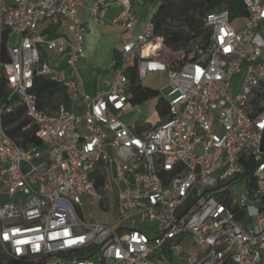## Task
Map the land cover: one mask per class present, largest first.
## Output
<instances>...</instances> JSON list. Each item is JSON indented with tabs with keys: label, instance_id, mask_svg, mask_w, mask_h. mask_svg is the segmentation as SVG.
Instances as JSON below:
<instances>
[{
	"label": "built area",
	"instance_id": "obj_1",
	"mask_svg": "<svg viewBox=\"0 0 264 264\" xmlns=\"http://www.w3.org/2000/svg\"><path fill=\"white\" fill-rule=\"evenodd\" d=\"M243 3L242 29L215 10L205 40L175 51L140 23L143 0H93L90 20L125 36L87 93L85 0H0V264H264V0ZM131 68L166 76L155 124L123 120L138 107ZM35 74L61 82L72 106L39 108ZM19 107L39 143L7 131Z\"/></svg>",
	"mask_w": 264,
	"mask_h": 264
},
{
	"label": "trees",
	"instance_id": "obj_2",
	"mask_svg": "<svg viewBox=\"0 0 264 264\" xmlns=\"http://www.w3.org/2000/svg\"><path fill=\"white\" fill-rule=\"evenodd\" d=\"M227 9L232 18L244 17L247 11L243 0H159V5L151 15L156 37L162 39L163 44L172 50L186 48L193 41H204L207 29L203 25V17L212 11ZM8 37L7 30L0 33V60L7 61L5 41ZM161 45V44H160ZM117 50L114 51L116 56ZM130 85L128 93L133 104H141L157 95V90L144 86L137 77L135 68L128 71ZM31 91L35 94L39 108L54 111L59 105L66 108L72 106L71 100L64 85L48 76L35 74ZM6 98V86L0 81V102ZM158 120L165 118L167 111L166 102L159 98L155 103ZM30 123L22 107L16 110V115L4 119V125L9 134L23 145L26 143H39L32 128L22 131L21 128ZM139 129V128H137Z\"/></svg>",
	"mask_w": 264,
	"mask_h": 264
},
{
	"label": "crops",
	"instance_id": "obj_3",
	"mask_svg": "<svg viewBox=\"0 0 264 264\" xmlns=\"http://www.w3.org/2000/svg\"><path fill=\"white\" fill-rule=\"evenodd\" d=\"M85 0V6L79 10V16L84 21V53L79 58L78 70L80 74V88L87 93H94L100 86V79L111 67V61L117 45L125 36L121 27L108 22L99 25L89 18L87 7L93 0ZM89 4V5H88ZM119 8L111 7L105 12L106 20L114 17ZM140 28V27H139ZM60 69H65L66 65L60 62Z\"/></svg>",
	"mask_w": 264,
	"mask_h": 264
},
{
	"label": "rangeland",
	"instance_id": "obj_4",
	"mask_svg": "<svg viewBox=\"0 0 264 264\" xmlns=\"http://www.w3.org/2000/svg\"><path fill=\"white\" fill-rule=\"evenodd\" d=\"M86 2H90L86 0ZM144 4H134V8L138 14L140 19V23L143 25L146 22H149L151 15L156 10L157 6L159 5V0H143ZM89 5V4H88ZM245 18L239 17L232 22L233 26L239 30L242 29L244 26ZM259 33L264 38V27L259 29ZM117 48H120V43H118ZM160 53L165 57V51L161 50ZM240 80V75L235 76L236 85ZM167 80L164 73L161 72H154V73H147L142 79L141 83L144 86L153 88L157 90V95L155 97L149 98L148 100L144 101L141 104H138L136 108H130L124 113L123 120L128 125L133 124H155L158 121V116L155 110V103L162 95V89L165 86ZM16 115V111L6 114L5 119H10ZM245 187L241 186L240 191H244ZM86 212L91 211L89 207L85 208ZM147 224H144L143 227L146 228Z\"/></svg>",
	"mask_w": 264,
	"mask_h": 264
}]
</instances>
